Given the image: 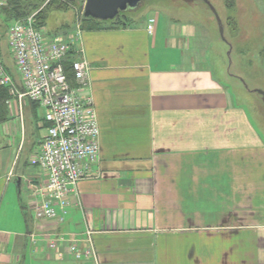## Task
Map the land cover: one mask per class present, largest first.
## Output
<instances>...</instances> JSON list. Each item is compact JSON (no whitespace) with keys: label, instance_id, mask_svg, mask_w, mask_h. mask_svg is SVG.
Listing matches in <instances>:
<instances>
[{"label":"crops","instance_id":"0c3cea01","mask_svg":"<svg viewBox=\"0 0 264 264\" xmlns=\"http://www.w3.org/2000/svg\"><path fill=\"white\" fill-rule=\"evenodd\" d=\"M124 17L63 33L90 66L100 159L55 219L33 209L45 111L0 54L13 78L0 86V264H264V100L227 28L260 41L264 73V0H142ZM72 241L95 257L75 260Z\"/></svg>","mask_w":264,"mask_h":264},{"label":"built area","instance_id":"2783aa9c","mask_svg":"<svg viewBox=\"0 0 264 264\" xmlns=\"http://www.w3.org/2000/svg\"><path fill=\"white\" fill-rule=\"evenodd\" d=\"M4 2L0 1V7ZM154 19L148 21L151 33ZM72 41L51 35L40 27L36 14L16 20L8 30L17 74L28 98L45 111L47 135L42 141L40 167L47 175L46 184L35 191L33 205L36 219H55L57 208L70 207L80 181L93 176V166L100 159V128L92 97L88 94L90 66L81 58H73ZM73 73L70 82L66 73ZM0 86H13L10 75L0 70ZM63 239L52 240L49 248L57 253ZM35 244V240H32ZM69 253L77 261L95 257L90 247L72 241Z\"/></svg>","mask_w":264,"mask_h":264},{"label":"rangeland","instance_id":"374dc122","mask_svg":"<svg viewBox=\"0 0 264 264\" xmlns=\"http://www.w3.org/2000/svg\"><path fill=\"white\" fill-rule=\"evenodd\" d=\"M27 4L24 8V12L22 13V9H17L19 14H29L38 17V20L45 25V30L47 33L53 34H60L63 35L65 31L71 32L75 28V24L79 21L84 19V7L86 4V0H23ZM146 0H143L145 2ZM232 0H229L231 2ZM142 3V1L140 2ZM140 3L138 5H140ZM5 13L4 15L1 14L0 10V54L4 60L5 65L9 69V74L18 76L16 69H15V62L12 55V51L9 48L8 44V30L12 24L11 16L5 11L4 7H1ZM133 9L129 8L128 10ZM20 11V12H19ZM23 11V10H22ZM127 11V10H126ZM147 13V11L145 12ZM17 13H15V16ZM121 15H126V12L121 13ZM232 20V19H231ZM109 22V21H104ZM227 28L230 31L231 35L234 38V45H235V52L241 53L239 57V63L249 66L253 65L251 70H248V75L250 76L247 79V86L251 90L260 91L261 96L264 100V73H260L259 71V60L261 58L260 55L254 54L256 51L254 47H259L260 41L253 39V33L239 31L236 23L234 20L227 24ZM253 34V35H252ZM243 48L247 49V53H251V55L244 56ZM251 48V49H250ZM259 51V50H258ZM211 58V57H209ZM222 58V57H220ZM216 59V57H214ZM217 62H220L221 65H226V59L219 60L217 58ZM220 65V66H221ZM235 77H233V81L235 86L237 87V97L238 95L241 96L242 100L244 101L243 97V88H241L242 83L244 82L243 79L240 80V75H244L238 67L234 70ZM239 77V78H238ZM263 90V91H262ZM255 96L259 97V103L261 102V97L258 94ZM254 96V97H255ZM253 99V98H252ZM263 105V106H262ZM261 106L264 111V103H261ZM253 115H257L256 111H253ZM257 125H263V121L258 118Z\"/></svg>","mask_w":264,"mask_h":264},{"label":"water","instance_id":"95a60500","mask_svg":"<svg viewBox=\"0 0 264 264\" xmlns=\"http://www.w3.org/2000/svg\"><path fill=\"white\" fill-rule=\"evenodd\" d=\"M142 0H86L84 16L98 21H112L128 8H135Z\"/></svg>","mask_w":264,"mask_h":264},{"label":"trees","instance_id":"16d2710c","mask_svg":"<svg viewBox=\"0 0 264 264\" xmlns=\"http://www.w3.org/2000/svg\"><path fill=\"white\" fill-rule=\"evenodd\" d=\"M7 2V5L4 7L5 8V11L12 17L11 20H17L19 18H23V17H27V16H30L29 14H22L24 12V8L27 4L25 3V1L23 0H6ZM17 9H22L21 10V14L18 13V10ZM1 10V14L4 15V17L6 16L4 11L2 9ZM20 12V11H19ZM15 13H17V15L15 16ZM6 18V17H5ZM85 21L86 22H91V23H95V27H97V20H94L92 18H86L84 17ZM125 17L124 18H121V17H118L117 19H115L113 22V27L115 28H118V27H124L126 26V21H125ZM37 23L39 26H45L44 24H42V22H40L38 20V17H37ZM93 28H95L94 26H91ZM66 73L68 75V79L70 82L73 81V73L71 71V68L69 65H66ZM7 96L6 93H4V90L0 89V121H2V104H1V99L2 97L4 96Z\"/></svg>","mask_w":264,"mask_h":264}]
</instances>
